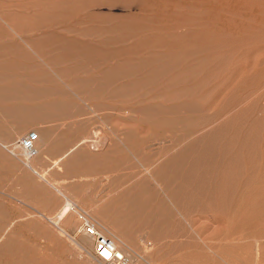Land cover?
<instances>
[{"label": "rangeland", "instance_id": "374dc122", "mask_svg": "<svg viewBox=\"0 0 264 264\" xmlns=\"http://www.w3.org/2000/svg\"><path fill=\"white\" fill-rule=\"evenodd\" d=\"M85 224L264 264V0H0V264H116Z\"/></svg>", "mask_w": 264, "mask_h": 264}, {"label": "built area", "instance_id": "2783aa9c", "mask_svg": "<svg viewBox=\"0 0 264 264\" xmlns=\"http://www.w3.org/2000/svg\"><path fill=\"white\" fill-rule=\"evenodd\" d=\"M37 135L35 131H27L15 141V146L24 155L25 158H31L36 154L35 141ZM86 233L92 237L94 255L100 261L113 262L116 264H123L124 258L118 250L115 249L111 240L105 235L99 233L92 225L85 224ZM107 252L108 255H104Z\"/></svg>", "mask_w": 264, "mask_h": 264}, {"label": "bare ground", "instance_id": "6f19581e", "mask_svg": "<svg viewBox=\"0 0 264 264\" xmlns=\"http://www.w3.org/2000/svg\"><path fill=\"white\" fill-rule=\"evenodd\" d=\"M37 141V140H36ZM35 144V143H34ZM36 148V147H35ZM72 207V204L67 202L64 204V207L61 209V212L58 214V219L61 218L63 215L67 214L70 208ZM111 240V239H110ZM112 244L114 245L113 241L111 240ZM115 247V245H114Z\"/></svg>", "mask_w": 264, "mask_h": 264}, {"label": "snow or ice", "instance_id": "6c2138e0", "mask_svg": "<svg viewBox=\"0 0 264 264\" xmlns=\"http://www.w3.org/2000/svg\"><path fill=\"white\" fill-rule=\"evenodd\" d=\"M104 255H106V256H107V255H108V253H107V252H105V253H104Z\"/></svg>", "mask_w": 264, "mask_h": 264}]
</instances>
